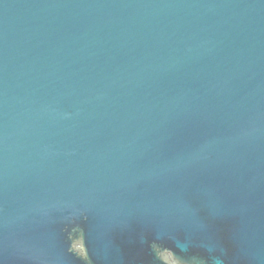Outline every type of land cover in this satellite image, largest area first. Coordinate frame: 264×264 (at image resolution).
Listing matches in <instances>:
<instances>
[{
  "label": "water",
  "instance_id": "obj_1",
  "mask_svg": "<svg viewBox=\"0 0 264 264\" xmlns=\"http://www.w3.org/2000/svg\"><path fill=\"white\" fill-rule=\"evenodd\" d=\"M0 264H264V0H0Z\"/></svg>",
  "mask_w": 264,
  "mask_h": 264
}]
</instances>
